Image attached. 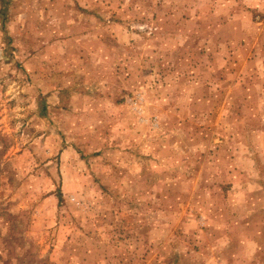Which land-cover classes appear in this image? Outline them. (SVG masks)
I'll use <instances>...</instances> for the list:
<instances>
[{
  "label": "rangeland",
  "instance_id": "374dc122",
  "mask_svg": "<svg viewBox=\"0 0 264 264\" xmlns=\"http://www.w3.org/2000/svg\"><path fill=\"white\" fill-rule=\"evenodd\" d=\"M23 1L0 0V264H264V0Z\"/></svg>",
  "mask_w": 264,
  "mask_h": 264
},
{
  "label": "crops",
  "instance_id": "0c3cea01",
  "mask_svg": "<svg viewBox=\"0 0 264 264\" xmlns=\"http://www.w3.org/2000/svg\"><path fill=\"white\" fill-rule=\"evenodd\" d=\"M10 1H11V4H10ZM23 2H24L23 0H9V3H8V0H6V2H4L3 6L5 7V9H11V7L14 8L15 4H18V6L19 5H24ZM78 6H81V8L78 7L79 11L82 12L83 14H85L86 16L93 17V15H96V13L93 12L94 9L92 8V6L88 7L87 3L81 1V3ZM23 9H25L24 6H23ZM134 153H136V151ZM250 159L252 161L254 160L253 157H250ZM253 165L256 167V163L255 162L253 163ZM254 176L250 177L249 180H248V183H250V185H249V188H250L249 193L252 194V195L256 194L258 192V188L261 187L260 184H263V178L262 177H261L262 179H255ZM256 176L258 177V175H256ZM106 244H108L109 247H112L111 242H108ZM114 247L117 248V246H114ZM183 259L184 258L182 256V253L180 254V252L177 249L173 248V249H171L169 251V253L167 255V259H166L167 263H165V264H182ZM143 262H145V263H142L141 261H138V262H134V263H131V264H154V262L148 261L147 259L143 260ZM73 264H74V262H73ZM98 264H127V263L124 261L123 258H121V259L118 258V262H114V257L112 256V257H109L105 263H103V261H102V263L98 262Z\"/></svg>",
  "mask_w": 264,
  "mask_h": 264
},
{
  "label": "trees",
  "instance_id": "16d2710c",
  "mask_svg": "<svg viewBox=\"0 0 264 264\" xmlns=\"http://www.w3.org/2000/svg\"><path fill=\"white\" fill-rule=\"evenodd\" d=\"M45 107V106H44Z\"/></svg>",
  "mask_w": 264,
  "mask_h": 264
}]
</instances>
